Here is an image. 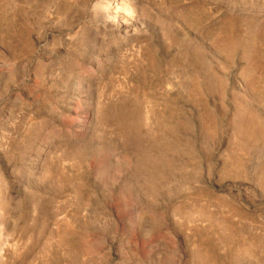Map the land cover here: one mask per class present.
<instances>
[{
	"label": "rangeland",
	"instance_id": "obj_1",
	"mask_svg": "<svg viewBox=\"0 0 264 264\" xmlns=\"http://www.w3.org/2000/svg\"><path fill=\"white\" fill-rule=\"evenodd\" d=\"M0 264H264V0H0Z\"/></svg>",
	"mask_w": 264,
	"mask_h": 264
}]
</instances>
